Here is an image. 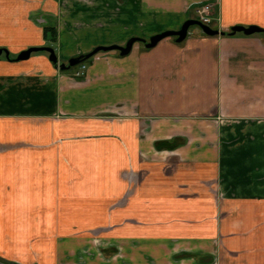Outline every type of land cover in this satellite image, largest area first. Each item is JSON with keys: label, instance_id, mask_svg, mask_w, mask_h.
<instances>
[{"label": "crops", "instance_id": "obj_1", "mask_svg": "<svg viewBox=\"0 0 264 264\" xmlns=\"http://www.w3.org/2000/svg\"><path fill=\"white\" fill-rule=\"evenodd\" d=\"M206 2L214 29H264V0H0V257L264 264V34L191 27L59 68ZM32 47L58 66L16 60Z\"/></svg>", "mask_w": 264, "mask_h": 264}, {"label": "water", "instance_id": "obj_2", "mask_svg": "<svg viewBox=\"0 0 264 264\" xmlns=\"http://www.w3.org/2000/svg\"><path fill=\"white\" fill-rule=\"evenodd\" d=\"M193 26L200 28L201 32L207 36L225 35V33H226V32L214 29L210 26L203 25L198 20H187L183 24L181 29L178 31H165L163 33H160L158 35L151 37L149 41L134 37V38H131L128 41V43L123 47H119V46L98 47L94 51H92L91 53L70 59L67 65L61 64V65H59V68L63 71L69 70V69H71L77 65L82 64L83 62L90 59L93 55L100 53L102 51L107 52V51H111V50H117V51H119L121 56H126L131 52L133 45L137 42H142L144 47L147 49L154 48L160 41H162L166 38H169V37H175L176 38L175 41L177 43H181L187 38L189 29ZM230 32H231V35H235L237 33H242L244 35L250 36L253 34H257V33H262L263 29L260 27H257V26H250V27L233 26L230 29ZM38 52H47L49 54V60L58 66V57H57L55 50L52 47H32V48H29V49L21 52L18 55V57L16 58V60L17 61L28 60L32 54L38 53ZM3 54H5L6 57L9 59V52L5 49L0 48V57Z\"/></svg>", "mask_w": 264, "mask_h": 264}, {"label": "built area", "instance_id": "obj_3", "mask_svg": "<svg viewBox=\"0 0 264 264\" xmlns=\"http://www.w3.org/2000/svg\"><path fill=\"white\" fill-rule=\"evenodd\" d=\"M213 9H214V5L213 3L210 2H206V3H200L196 6V16H197V20L202 23L203 25L206 26H210L212 28H214L212 26L213 23ZM219 31H221V29H217ZM85 70H86V65L82 64L81 65V69L80 71H78L76 73L77 77H82L85 74Z\"/></svg>", "mask_w": 264, "mask_h": 264}, {"label": "rangeland", "instance_id": "obj_4", "mask_svg": "<svg viewBox=\"0 0 264 264\" xmlns=\"http://www.w3.org/2000/svg\"><path fill=\"white\" fill-rule=\"evenodd\" d=\"M195 26H193V28H194ZM40 54H45V55H47L46 53H43V52H40ZM84 64H89V61H87V62H84ZM81 65L82 64H80V65H77V66H75V67H73V68H71L70 70H77L76 71V73L78 72V71H80V69H81ZM0 264H20L19 262H17L16 260H11V259H7V258H3V257H0Z\"/></svg>", "mask_w": 264, "mask_h": 264}, {"label": "trees", "instance_id": "obj_5", "mask_svg": "<svg viewBox=\"0 0 264 264\" xmlns=\"http://www.w3.org/2000/svg\"><path fill=\"white\" fill-rule=\"evenodd\" d=\"M45 32H46V31H45ZM51 32H52V31H51ZM262 34H264V29H263ZM225 35H231V32H230V31H229V32H226ZM53 36H55V33L53 34ZM53 36H52V37H53ZM38 53H40V52H38ZM43 53H46L47 55H49L47 52H43ZM97 54H98V53H97ZM95 55H96V54H95ZM95 55H93L92 57H94ZM9 58L11 59V57H9ZM88 60H89V59H88ZM88 60H87V61H88ZM87 61H85V62H87ZM83 63H84V62H83ZM55 65H56V64H55Z\"/></svg>", "mask_w": 264, "mask_h": 264}]
</instances>
